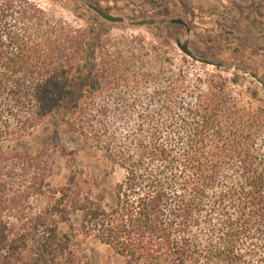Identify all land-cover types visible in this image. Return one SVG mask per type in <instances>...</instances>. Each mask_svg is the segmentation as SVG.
<instances>
[{
    "label": "trees",
    "instance_id": "1",
    "mask_svg": "<svg viewBox=\"0 0 264 264\" xmlns=\"http://www.w3.org/2000/svg\"><path fill=\"white\" fill-rule=\"evenodd\" d=\"M91 20L0 0V264H89V237L99 264H264V98L239 107L221 62ZM40 129L119 167L112 200L75 150L48 186L51 157L23 147Z\"/></svg>",
    "mask_w": 264,
    "mask_h": 264
},
{
    "label": "rangeland",
    "instance_id": "2",
    "mask_svg": "<svg viewBox=\"0 0 264 264\" xmlns=\"http://www.w3.org/2000/svg\"><path fill=\"white\" fill-rule=\"evenodd\" d=\"M55 10L59 16L85 26L94 12L88 3L106 12L123 17L122 22L109 23L110 40L137 39L142 48H176L175 61L183 51L177 42H186L188 49L198 58L221 62L229 67V76L237 79L231 92L239 107L260 104L253 94L264 98L261 85L251 76L264 82V0H36ZM262 12L261 14L256 13ZM133 17L135 20H131ZM179 18L184 24L170 25ZM102 19V18H101ZM153 20L152 24L136 25L139 20ZM103 20V19H102ZM105 21V20H104ZM107 22V21H106ZM110 48V47H109ZM125 48V47H122ZM196 62V66H201ZM212 70V66L207 67ZM2 145L14 147V142ZM23 147L29 151L43 150L53 162V177L48 186L61 183L67 174L68 156L60 152L75 150V165L98 178L101 191L112 200V188L123 176L115 167L110 171L102 153L89 149L75 133L50 129L35 132ZM106 247L95 238L85 241V254L89 264H99L106 256Z\"/></svg>",
    "mask_w": 264,
    "mask_h": 264
},
{
    "label": "water",
    "instance_id": "3",
    "mask_svg": "<svg viewBox=\"0 0 264 264\" xmlns=\"http://www.w3.org/2000/svg\"><path fill=\"white\" fill-rule=\"evenodd\" d=\"M88 7L93 10L96 14H98V16L100 18H102L103 20L107 21V22H111V23H118V22H122L123 21V17L121 16H115L112 15L108 12H106L105 10L99 8L98 6H96L95 4L92 3H88ZM131 20H135V18L131 17ZM174 23L177 24H184L183 20L176 18V19H172L171 20ZM136 25H145V24H152L153 20H139V21H135L133 22ZM177 46H179V48L187 55H190V51L188 49L187 43L186 42H177ZM208 62V61H206ZM251 76L261 85L262 91L264 93V82L255 74H251Z\"/></svg>",
    "mask_w": 264,
    "mask_h": 264
}]
</instances>
